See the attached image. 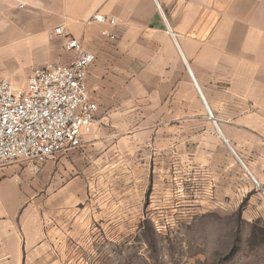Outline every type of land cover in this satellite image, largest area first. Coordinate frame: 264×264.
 Returning <instances> with one entry per match:
<instances>
[{"label":"crops","instance_id":"obj_1","mask_svg":"<svg viewBox=\"0 0 264 264\" xmlns=\"http://www.w3.org/2000/svg\"><path fill=\"white\" fill-rule=\"evenodd\" d=\"M61 25L65 36L49 39ZM70 38L96 55L87 77L96 121L79 148L42 165L0 167V264L31 256L52 264L65 248L59 234L27 229L23 220L39 208L51 213L55 192L71 191L70 184L56 188L57 175L88 183L100 169L172 155L181 105L202 112L203 127L217 129L216 141L264 191V0H0V53L10 51L0 62L35 48L42 49L38 61L67 62L75 56L65 47ZM243 145L250 168L239 154Z\"/></svg>","mask_w":264,"mask_h":264},{"label":"rangeland","instance_id":"obj_2","mask_svg":"<svg viewBox=\"0 0 264 264\" xmlns=\"http://www.w3.org/2000/svg\"><path fill=\"white\" fill-rule=\"evenodd\" d=\"M41 50L0 62V80L22 87L33 68L61 61H38ZM194 107L180 106L172 155L100 169L88 183H66L57 175L56 188L70 184L71 191L55 192L51 213L39 208L23 220L27 229L59 234L56 242L65 248L55 252L52 264H264V191L221 137L216 141L217 129L203 127V114ZM238 149L250 168L249 146ZM21 258L44 263L42 256L20 257L19 264Z\"/></svg>","mask_w":264,"mask_h":264},{"label":"built area","instance_id":"obj_3","mask_svg":"<svg viewBox=\"0 0 264 264\" xmlns=\"http://www.w3.org/2000/svg\"><path fill=\"white\" fill-rule=\"evenodd\" d=\"M94 18L107 21L102 15ZM102 33L114 38L107 30ZM65 34L61 25L49 36ZM65 47L75 52L71 60L33 68L24 86L0 80V167L21 159L48 161L79 148L95 123L98 106L90 98L87 77L96 55L76 38Z\"/></svg>","mask_w":264,"mask_h":264}]
</instances>
